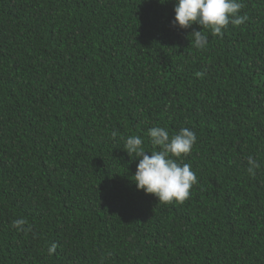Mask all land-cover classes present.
I'll use <instances>...</instances> for the list:
<instances>
[{"label":"trees","instance_id":"1","mask_svg":"<svg viewBox=\"0 0 264 264\" xmlns=\"http://www.w3.org/2000/svg\"><path fill=\"white\" fill-rule=\"evenodd\" d=\"M240 2L200 50L176 0H0V264H264V0ZM156 125L196 133L183 203L132 180L120 137Z\"/></svg>","mask_w":264,"mask_h":264},{"label":"clouds","instance_id":"2","mask_svg":"<svg viewBox=\"0 0 264 264\" xmlns=\"http://www.w3.org/2000/svg\"><path fill=\"white\" fill-rule=\"evenodd\" d=\"M243 7L240 0H176L172 25L181 29H188L194 24L201 26L202 30H193L189 36L190 44L203 50L208 45L205 30L222 38L229 24L239 26L247 21V15L240 14ZM111 135L113 139L117 138V132L113 131ZM147 135L154 149L151 152L145 150L140 135L120 137L128 156H135L139 160L132 179L137 190L154 195L159 203H183L190 197L191 189L198 181L191 165L183 163L180 158L191 152L197 141L196 133L183 127L170 134L166 127L156 125L148 129ZM247 164V172L255 175V170L260 167L256 158L249 155ZM11 227L19 232L32 230L22 217L14 219ZM55 250L56 245L53 244L48 249L49 255Z\"/></svg>","mask_w":264,"mask_h":264}]
</instances>
